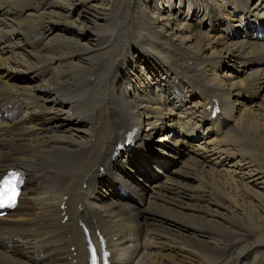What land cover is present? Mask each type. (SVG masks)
Wrapping results in <instances>:
<instances>
[{"label": "bare ground", "instance_id": "6f19581e", "mask_svg": "<svg viewBox=\"0 0 264 264\" xmlns=\"http://www.w3.org/2000/svg\"><path fill=\"white\" fill-rule=\"evenodd\" d=\"M152 1L104 0L87 45L86 1L73 21L60 0H0V176L25 175L0 217V264H88L82 227L92 241L100 229L112 264H264V0L193 1L203 32L182 15L191 0L176 16ZM134 51L162 99L138 75L136 93L121 87Z\"/></svg>", "mask_w": 264, "mask_h": 264}, {"label": "rangeland", "instance_id": "374dc122", "mask_svg": "<svg viewBox=\"0 0 264 264\" xmlns=\"http://www.w3.org/2000/svg\"><path fill=\"white\" fill-rule=\"evenodd\" d=\"M44 2H46V0H43ZM60 1H63V2H65V4L66 5H68L67 6V8H68V10H66V11H64V12H66V13H68L69 14V16H71L73 19H71V20H73L74 21V19H77L76 18V12H74L73 13V9L75 8V10L77 11V10H81L82 8H83V6H85V5H82L81 3L80 4H78V2H77V0H60ZM81 1H86V3H87V5H86V8L88 7H90L91 8V10L90 11H86V14H87V17H89V15H88V13L89 12H91V11H95V10H99V11H103V10H106V3L104 2V0H81ZM187 1H190V0H187ZM193 1H195V0H191L190 2H189V5H188V7H187V9L185 8V5H184V9H182V11H184L183 12V17H185L186 18V22H189L190 24H191V26H192V29L193 30H195L196 32H198L199 30L201 31V32H203V31H206V30H204L206 27H205V23H204V21H206L207 20V16L205 17V19H204V21L203 22H200L201 20H202V18H203V16L205 15L204 14V10L202 9V13H201V9H200V6H202V5H200L201 3H198V6L196 7V8H194V11H193V9H191V11H188V9L190 8V6L192 5V2ZM197 1H200V0H197ZM155 1H152V2H150V0H145V6H146V10L147 11H151V8H154L152 11H154L155 13L157 12V7H156V4L154 3ZM221 2L223 3V4H225L226 3V0H221ZM220 2V0L218 1V4H221L222 5V3ZM177 7H174V5ZM184 4V2H183V0H173V3H171V2H169V4H166V3H164V0H162V9H164V10H171V8H172V11H171V13L174 15V16H176L175 15V13H177V10L180 8V6L181 5H183ZM207 6H208V4H207ZM168 7H169V9H168ZM225 7V6H224ZM204 8V7H203ZM200 9V12L198 13V10ZM206 9V8H205ZM226 9V8H225ZM58 11H60L61 12V9L59 10L58 9ZM181 12V11H180ZM190 12H192V14H190ZM92 13H94V12H92ZM166 13V12H165ZM189 13V14H188ZM167 14V13H166ZM163 15H165V14H163ZM195 16L197 17V18H199L198 20H197V18H195ZM200 16V17H199ZM90 19H87L86 21H83L84 20V18H79V20H78V22L77 23H75V26H77V27H81L82 25H80L79 24V22H84L83 24H85L86 25V27H88V30H86L87 32L86 33H84V38L80 41L81 43H86L87 45H91V39H92V37H93V35L91 34L92 33V31L94 30V21H96L95 19H93L92 17H89ZM64 19V18H63ZM214 19V18H213ZM62 22V21H61ZM198 22V23H197ZM215 22V21H214ZM59 28V26L57 25V29ZM76 29V28H75ZM23 37H24V35H22ZM21 36V37H22ZM31 36H33V35H31ZM22 37V38H23ZM21 38V39H22ZM24 39H26V40H29L30 39V37H28V36H26ZM31 40V39H30ZM59 48L60 47H62L61 49H63V48H66L67 46L66 45H62V46H58ZM68 48V47H67ZM132 48H133V46H132ZM38 49H36V51H37ZM65 50V49H64ZM34 52H35V50H33ZM135 52V51H134ZM133 52V53H134ZM136 53V52H135ZM132 55V57H133V59L135 60V61H137V63H139V61H140V63H139V65L137 64L136 65V69H134L133 70V66L131 65V63L129 62L128 63V65H127V67L125 68V70L128 72L129 71V74H128V81H126V82H124V80H123V83H122V85H121V87L123 88V89H127L126 91L128 92V93H131V94H133L134 92L136 93V91H135V89L131 86V82H129V80L130 79H132V77L134 76V75H138V78L140 79V83L141 84H143L144 82H145V80H147L148 82H152L153 83V81H152V78H150V77H148V75H147V73H146V70L145 69H142V68H140V66L141 67H143L142 65H143V62L145 61L144 59H137L136 60V58H137V55H139V53H136V56L134 55V54H131ZM148 58V57H147ZM151 62H153V61H151ZM155 64H156V61H155ZM223 71H220V70H218V72H217V74L219 73L220 75H223V72L224 73H226V74H229L228 72V70H226V69H222ZM177 72V74H179V71L178 70H176ZM228 71V72H227ZM143 72V73H142ZM150 72V75H151V71H149ZM17 75H19V74H17ZM140 76V77H139ZM146 81V82H147ZM144 85V84H143ZM154 88V90L155 91H157V93H155V92H153V88ZM159 87V86H158ZM158 87H156L155 86V84L153 83V85H151V91L153 92V93H155L156 95H158L159 97H161V93L158 91ZM160 89H161V87H160ZM138 90V89H137ZM163 96V95H162ZM161 99H162V97H161ZM257 102H258V100H257ZM165 105V104H164ZM155 134H157V133H155ZM144 144V142L141 144V145H143ZM258 160H264V158H260V159H258ZM153 165V164H152ZM176 167L175 168H177V167H179L180 166V164H177V165H175ZM158 166H156V165H153V167L152 168H154L153 170L155 171V170H159L160 172H161V169L160 168H157ZM141 171V170H140ZM170 173L168 172V171H163V173H160V176L157 178V177H155V180H156V182H157V184H160V183H162L164 180H165V178L167 177V175H169ZM146 176L147 177H150V176H152V175H150V172H148V171H146ZM244 178H246V176H244ZM164 179V180H163ZM49 180V179H48ZM141 179H139V180H136L138 183H139V181H140ZM246 181H248V180H246ZM151 183V182H150ZM149 183V184H150ZM194 185H195V183H193ZM145 207V206H144Z\"/></svg>", "mask_w": 264, "mask_h": 264}, {"label": "snow or ice", "instance_id": "6c2138e0", "mask_svg": "<svg viewBox=\"0 0 264 264\" xmlns=\"http://www.w3.org/2000/svg\"><path fill=\"white\" fill-rule=\"evenodd\" d=\"M21 183L22 176L18 172L9 171L0 176V209L12 208L16 205ZM101 244H103V241H101ZM88 251L91 253L90 264H97L96 250L91 247L90 242ZM104 256L106 257L107 253H104Z\"/></svg>", "mask_w": 264, "mask_h": 264}]
</instances>
